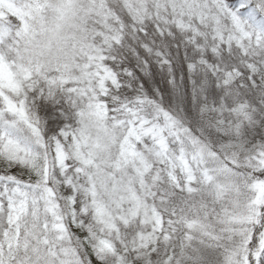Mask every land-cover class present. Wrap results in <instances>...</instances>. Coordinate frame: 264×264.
Masks as SVG:
<instances>
[{"label": "snow or ice", "instance_id": "6c2138e0", "mask_svg": "<svg viewBox=\"0 0 264 264\" xmlns=\"http://www.w3.org/2000/svg\"><path fill=\"white\" fill-rule=\"evenodd\" d=\"M0 264H264V0H0Z\"/></svg>", "mask_w": 264, "mask_h": 264}]
</instances>
